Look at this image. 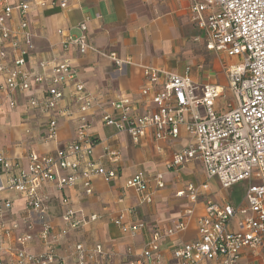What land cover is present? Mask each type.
Listing matches in <instances>:
<instances>
[{
  "label": "built area",
  "instance_id": "built-area-1",
  "mask_svg": "<svg viewBox=\"0 0 264 264\" xmlns=\"http://www.w3.org/2000/svg\"><path fill=\"white\" fill-rule=\"evenodd\" d=\"M33 1L39 6L48 2ZM67 1L58 0V7L65 9ZM0 7V75L3 76L0 105L3 100L13 109L17 98L32 84L42 86L44 96L30 97L26 103L39 115L49 117L46 138L50 140L56 138L58 130L52 115L72 116L61 106L68 87L73 88L71 101L81 114L74 137L55 156L39 155L30 150L26 154V166L17 168L0 149V194L7 191L24 200L26 211L40 227L38 237L43 243V249L34 252L30 249L34 242L31 234L15 235L19 228L15 221L6 226L5 216L12 210V200L0 196V264H57L59 257L54 247L69 233L79 232L86 222L75 217L68 198L62 197L63 225L53 234L41 190L53 187L62 191L80 185L83 195L89 196L92 178L100 176L109 182L116 177V170L105 168L93 157L95 142L87 133L90 125L83 115L95 107L96 100L69 65L52 59L40 65L43 69L51 66L48 75L32 76L26 71V57L32 49L28 23L30 3L19 0L10 6L0 0ZM13 13L20 17L14 31L7 26ZM190 20L204 36L208 51L240 59L238 64L227 69L226 89L233 99L228 110L218 112L215 109L216 100L223 94L218 87L199 88L188 71L177 75L146 67V85L141 95L153 108L140 113L130 98L115 97L108 103L112 113L103 111L101 122L117 133L127 134L133 142L148 130L156 141L176 140L184 133L188 142L182 150L172 153L166 163L168 170L177 171L195 162L201 164L207 179H216L224 190L247 182L243 207L220 204L205 197L204 214L196 219L197 239L173 252L180 264H238L241 251L248 249L256 254L264 236V0H193ZM78 31L77 37L67 38V44L75 47L80 55L89 50L102 54L88 45L85 22L78 25ZM57 33L62 34V31ZM8 56L12 57L11 68L5 61ZM108 58L119 67L125 64L113 54ZM103 157L113 167L120 160L119 154L109 147L103 149ZM155 185L158 189L163 187L160 174L155 177ZM125 187L142 195L143 201L150 202V196L144 194L146 183L141 176L126 179ZM200 195L201 188L191 184L175 196L195 204ZM95 219V216L90 217V221ZM122 220L123 215L113 223L132 237L144 228V224L125 226ZM185 228L186 223L181 220L169 229L154 231L142 253L129 264H142L152 258L158 260L160 242ZM13 234L16 247L12 250L3 245L6 237ZM127 255H132L130 248ZM71 257L77 264H85L86 260L89 264H101L103 252L100 245L86 251L77 242Z\"/></svg>",
  "mask_w": 264,
  "mask_h": 264
},
{
  "label": "crops",
  "instance_id": "crops-1",
  "mask_svg": "<svg viewBox=\"0 0 264 264\" xmlns=\"http://www.w3.org/2000/svg\"><path fill=\"white\" fill-rule=\"evenodd\" d=\"M17 1L4 0V3L12 6ZM25 1L31 5L28 23L32 34V49L26 57V71L32 76L48 75L51 66L43 69L40 65L52 59L69 65L96 100L95 107L83 115L90 125L87 133L95 142L93 157L105 168L116 170V177L112 181L106 182L100 176L92 178V194L89 196L83 195L80 185L62 191L53 187L41 190L53 234L63 225L62 197L68 198L75 217L86 222L79 232L69 233L54 247L59 257L57 264H77L71 257L77 242L86 251L100 245L103 252L101 264H129L142 253L154 231H164L183 220L185 230L160 242L159 259L152 258L142 263L180 264L173 252L177 247L197 239L196 219L204 214L203 199L217 195L218 189H224L216 179L206 178L199 163H188L177 171L166 168L172 153L182 150L187 144L188 138L184 133L176 140L156 141L148 130L137 142H133L127 134L105 127L101 116L103 111L112 113L108 103L115 97L130 98L140 113L153 108L141 95V89L146 85V67L177 75L188 71L192 82L199 88L218 87L223 94L216 100L215 109L225 112L232 103L224 107L220 100L228 93L227 69L236 63L224 64L220 63V59L223 56L238 61L237 64L240 59L206 49L204 36L190 20L193 0H68L65 9L58 7V0H47L45 6L35 5L33 0ZM51 2L55 4L51 5ZM19 22V15L13 13L7 26L14 31ZM82 22L86 24L88 45L102 54L89 50L80 55L75 47L66 43L68 37H77L78 25ZM58 30L62 34H58ZM6 49L9 51L8 41ZM110 54L125 64L119 67L108 58ZM5 61L11 68L12 57L8 56ZM2 81L3 76L0 75V83ZM73 92L72 87L65 89L61 103L72 116L64 118L59 114L52 115L58 126L54 140L46 138L49 117L39 115L26 103L30 97L44 96L42 86L32 84L26 93L17 98L13 109L6 101H1L0 149L17 168L26 166L28 151L55 156L74 137L81 114L72 104ZM105 147L119 154L120 160L116 166L110 165L103 157ZM195 173H201L203 181L197 185L201 188L198 202L191 204L188 199L175 195L188 185H193L184 177H191ZM158 174L163 183L160 189L155 185ZM134 175L144 179V194L150 196L149 203L143 201L142 195L125 187L126 179ZM210 182L215 183L214 189ZM0 196L12 200V210L5 216L6 226L15 221L19 226L15 235L22 232L31 234L34 242L30 244V249L41 251L43 243L38 237L40 227L26 211L24 200L7 191ZM212 199L220 204L245 206L243 194L241 199L231 196L221 199L213 196ZM188 211H191L190 215ZM121 215L125 226L144 224V228L138 230L134 237L122 232L113 223ZM92 216L96 217L94 221H90ZM3 246L12 250L16 247L14 234L6 237ZM129 248L132 250L131 256L127 255ZM89 262L86 260L85 264ZM238 264H264V236L256 254L248 249L241 251Z\"/></svg>",
  "mask_w": 264,
  "mask_h": 264
},
{
  "label": "rangeland",
  "instance_id": "rangeland-1",
  "mask_svg": "<svg viewBox=\"0 0 264 264\" xmlns=\"http://www.w3.org/2000/svg\"><path fill=\"white\" fill-rule=\"evenodd\" d=\"M229 62H232V63L235 62L237 64L238 61L233 60V59L229 60V59L221 56L220 63L228 64ZM228 103H233V99H232L231 95L226 92L225 98L220 100V104L225 107ZM184 178L189 180V181H192L193 185H195V186H197L199 183H201L203 181V175L201 173H195L191 177H184ZM209 184H210L212 189H214L216 187L214 182H210ZM246 187H247V182H241V183L233 186L231 189H228V190L218 189L217 195L214 194L213 196L214 197L216 196L219 199H221V197H224V196H229V197L231 196V197H236V198L241 199L242 194H243ZM213 196L210 198H213Z\"/></svg>",
  "mask_w": 264,
  "mask_h": 264
}]
</instances>
